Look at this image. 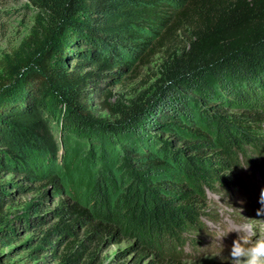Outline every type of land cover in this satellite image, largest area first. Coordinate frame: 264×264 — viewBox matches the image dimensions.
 <instances>
[{"label": "trees", "instance_id": "16d2710c", "mask_svg": "<svg viewBox=\"0 0 264 264\" xmlns=\"http://www.w3.org/2000/svg\"><path fill=\"white\" fill-rule=\"evenodd\" d=\"M31 1L48 13L50 26L36 53L20 62L11 59L7 76L0 80V172L5 169L28 179L47 176L48 183L59 187L44 159L56 161L60 149L66 150L80 140L77 161L86 159V169L76 163L86 176L84 188L96 212L86 228L85 240L95 232L116 235L122 226L115 227L116 208L120 207L119 215L124 216L126 225L138 231L148 245L155 242L157 259L171 264L173 255L161 247L167 241L180 246L184 243L180 234L183 229L204 227L200 204L205 192L214 182L229 185L230 177L221 172L240 170L243 142H255L246 129L259 122L261 112L250 111L249 117L239 115L231 124L211 114L209 122L204 123L212 128L213 139L181 138L182 144L195 147V153L172 156L178 157L183 180L151 182L129 173L116 208L111 210L109 193L115 191L116 180L107 168H117L129 159L137 173L145 174L162 163L147 146L151 144L147 135L151 127L166 126L173 119L177 129L198 137L204 135L198 127L174 121L175 115L190 112L189 107L199 108L202 99L210 101L225 95L245 102L258 91L264 92V0ZM167 2L179 9L167 10ZM142 30H157L156 45L166 46L173 38L174 43L181 42V34L188 33L182 48L178 51L173 43L175 47L161 63L160 88L170 89L171 98H162L159 92L145 100L135 98L127 105L117 102L114 109L107 105L117 117L101 123L89 106V87L100 88L104 78L114 80L127 69L122 52L145 45L139 39ZM69 61L74 62L72 67ZM231 128L236 133H231ZM53 132L59 133L58 139ZM120 147L123 153L117 151ZM98 161L100 169L89 171ZM7 184L10 182L0 183L1 246L16 239L9 223L4 222L5 203L12 199L5 190ZM47 194L42 192L19 222L27 227L44 222L50 215L58 218L42 236L44 243L51 244L57 233L73 231L77 223L89 218V213L75 203L67 204L65 199L45 212ZM56 243L48 255L56 254ZM37 250L31 248L27 256L37 258ZM83 250L82 240L63 255L64 260L75 264Z\"/></svg>", "mask_w": 264, "mask_h": 264}, {"label": "rangeland", "instance_id": "374dc122", "mask_svg": "<svg viewBox=\"0 0 264 264\" xmlns=\"http://www.w3.org/2000/svg\"><path fill=\"white\" fill-rule=\"evenodd\" d=\"M166 6L167 10L179 9V6L171 2H167ZM50 20L48 13L31 0H0V80L7 76L6 70L11 66L9 63L11 59L13 62H20L36 53V46L45 41V31L50 26ZM138 33L141 43L145 45L141 49L128 48L122 52V59L128 63L127 69L119 76L116 74L117 78L114 80L104 78V81L100 82V88L89 87L88 103L93 113L101 119V123L111 122L117 117V113L114 115L110 113L107 105H112L114 109L117 107V102L127 105L135 98L145 100L159 92L163 95L162 98H171L170 89L160 88L163 82L161 63L175 47L173 45L175 38L168 43L170 44L168 46L156 45L157 30L153 33L142 30ZM187 36L188 33L183 32L180 36L181 42L174 43L178 51L185 44ZM177 38L179 39L178 34ZM73 63L69 61V67H72ZM107 91H110V94H107ZM231 97L224 95L211 99L212 101L202 99L199 108L189 107L190 112L175 115L177 119L174 121H186L189 127H198L204 135L196 137L180 131L173 119H169L166 126L151 127V131L147 134L151 144L147 146L149 151L162 161L158 167H154L149 172L145 170V174L137 173L135 166L131 165L132 160L129 159L121 162L117 168L113 165L107 166L108 174L112 175L114 181L116 180L115 191L109 193L111 210L116 208V199L129 179V173L151 182L169 183L183 180L182 166L179 160H176L178 157L175 156L173 159L172 156L182 153V156L194 155L195 147L182 144L181 138L190 141L213 139L212 128L204 123L209 122L208 117L211 114L221 116L224 121L231 124L239 115L249 117L250 111L261 112L259 122L246 129V132L255 138V142L254 144L243 142L240 170L237 173L229 170L221 172L220 175L230 177L229 185L214 182L213 188L205 192L200 204L204 213L201 215L204 227L199 230L185 228L180 232L184 241L182 245L177 246L173 241H167L161 247L163 251L173 255L171 264H230L228 253L236 233L231 232L228 235L227 233L238 226H253L255 233L253 238L264 237V216L256 214V210L260 207L259 193L264 188V92L258 91L245 102ZM167 103L170 104L171 100ZM229 130L231 133H236L234 128ZM53 135L58 139L59 133L53 132ZM79 141L77 140V143L74 141L73 146L66 150L60 149L56 154V161L44 159L47 168L49 166L51 169L50 175H56V184L59 187L51 182L48 183L47 176L42 179H28L9 170L4 169L0 172V183L10 182L5 185V190L12 196L11 201L4 206V222L9 223L8 227L16 235V239L10 244L0 245V264H70L64 260V256L82 240L84 250L75 264H162L157 259L155 242L148 245L138 231L128 227L124 216L119 215L120 207L116 208L115 227L121 224L125 225V228L119 227L114 236L106 235L105 232H95L92 237L85 240L86 228L96 218V212L92 210L88 193L84 188L86 176H82V168L78 169V164L84 166L83 169L87 166L86 159L81 160V163L80 160L77 161L81 150ZM117 151L123 153L124 149L120 147ZM76 161L79 163L77 164ZM100 165L98 161L96 167L91 166L89 171L100 169ZM42 192H47L49 195L46 199L48 208L45 212L53 210L60 199H65L67 204L75 203L79 207L88 209L89 218L77 223L73 231L57 233L51 239V244L44 243L42 241L44 230L57 222L58 218L50 215L44 222L27 227H23L22 222H19L26 217L28 207L39 200ZM222 235L226 236L220 240L218 237ZM59 237L61 239H58ZM53 242H57L56 254L48 255ZM31 248L38 249V256L35 259L27 256Z\"/></svg>", "mask_w": 264, "mask_h": 264}, {"label": "clouds", "instance_id": "9594fccd", "mask_svg": "<svg viewBox=\"0 0 264 264\" xmlns=\"http://www.w3.org/2000/svg\"><path fill=\"white\" fill-rule=\"evenodd\" d=\"M256 210L257 216H264V188L260 190ZM236 233L229 250L230 264H264V237L253 238L255 233L253 226L244 225L231 229ZM226 235L218 237L222 240Z\"/></svg>", "mask_w": 264, "mask_h": 264}]
</instances>
